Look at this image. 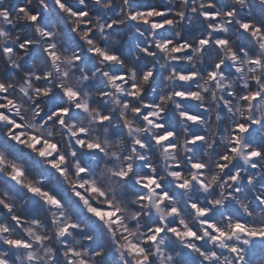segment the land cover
I'll use <instances>...</instances> for the list:
<instances>
[{"label":"snow or ice","instance_id":"obj_1","mask_svg":"<svg viewBox=\"0 0 264 264\" xmlns=\"http://www.w3.org/2000/svg\"><path fill=\"white\" fill-rule=\"evenodd\" d=\"M0 264H264V0H0Z\"/></svg>","mask_w":264,"mask_h":264},{"label":"trees","instance_id":"obj_2","mask_svg":"<svg viewBox=\"0 0 264 264\" xmlns=\"http://www.w3.org/2000/svg\"><path fill=\"white\" fill-rule=\"evenodd\" d=\"M12 2H13V3H16V2H18V0H12Z\"/></svg>","mask_w":264,"mask_h":264}]
</instances>
